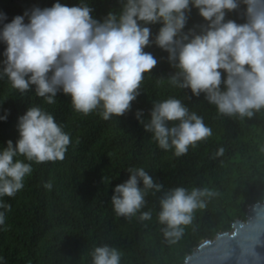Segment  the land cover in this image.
<instances>
[{
    "label": "clouds",
    "instance_id": "9594fccd",
    "mask_svg": "<svg viewBox=\"0 0 264 264\" xmlns=\"http://www.w3.org/2000/svg\"><path fill=\"white\" fill-rule=\"evenodd\" d=\"M192 8L206 24L199 33L190 29L181 35ZM93 11L83 2L67 6L57 0L50 7L33 6L8 23L0 13V42L5 45L0 79L6 77L21 94L34 87L47 104L56 103L62 93L83 115L99 111L104 120L122 116L140 95L144 74L158 63L144 49L153 43L149 25L159 24L154 43L168 52L178 70L169 78L172 86L190 89L195 96L203 93L222 115L252 117L264 109V0H122L119 15L109 12L103 20L94 18ZM229 12H238L244 22L226 19ZM142 115L141 110L135 113L141 123ZM168 122L177 123L170 127ZM16 128L15 144L8 140L0 149V197H14L23 189L33 171L25 160H63L71 144L70 135L39 106L28 107ZM144 130L160 149L174 150L176 156L212 135L202 117L172 97L153 102ZM222 153L221 148L217 154ZM127 171L128 179L113 188L111 197L113 211L126 218L144 207L149 190L162 188L143 167ZM44 187L50 190L52 183ZM214 195L208 188L165 192L157 217L165 226L164 236L178 240L194 211L205 208L203 198ZM0 207L11 210L3 203ZM139 218L150 220L152 213L142 212ZM4 221L0 212V225ZM90 256L92 264L121 260V253L108 245L94 247Z\"/></svg>",
    "mask_w": 264,
    "mask_h": 264
},
{
    "label": "trees",
    "instance_id": "16d2710c",
    "mask_svg": "<svg viewBox=\"0 0 264 264\" xmlns=\"http://www.w3.org/2000/svg\"><path fill=\"white\" fill-rule=\"evenodd\" d=\"M57 0H0V13L8 23L33 6L50 7ZM74 6L81 2L93 8L98 20L109 13L119 15L122 0H58ZM243 8V6H242ZM181 35L201 31L206 22L192 8ZM226 19L244 20L238 12ZM27 22V17L25 18ZM2 27V24H0ZM153 43L144 49L158 61L144 74L139 92L126 114L104 120L99 111L83 115L73 110L70 97L58 93L56 103L47 104L32 90L21 94L6 77L0 79V149L8 140L18 139L17 118L31 106L52 114L70 135L71 144L63 160L31 163L33 171L14 197H0L4 224L0 225V264H92L94 247L108 245L121 253L120 264H182L186 256L217 230H228L247 207L264 198V109L252 117L220 114L205 95L195 96L190 89L169 83L178 70L168 60V52L155 45L159 24L149 25ZM5 45L0 42V61ZM3 65L0 64V70ZM179 99L190 113L203 118L212 135L187 153L176 156L174 150H162L144 130L150 120L153 102ZM141 110L140 118L135 113ZM177 122H168L171 127ZM222 154H217L220 149ZM24 160V157H17ZM130 167H143L160 191L151 189L145 205L135 216H118L111 204L113 188L128 179ZM52 188L46 189V182ZM143 187L142 183L140 185ZM176 187L208 188L216 193L203 198L205 208L193 213L192 222L182 226L183 234L174 243L158 222L159 201ZM151 211L150 220H141Z\"/></svg>",
    "mask_w": 264,
    "mask_h": 264
},
{
    "label": "water",
    "instance_id": "95a60500",
    "mask_svg": "<svg viewBox=\"0 0 264 264\" xmlns=\"http://www.w3.org/2000/svg\"><path fill=\"white\" fill-rule=\"evenodd\" d=\"M182 264H264V198L249 205L230 230L201 241Z\"/></svg>",
    "mask_w": 264,
    "mask_h": 264
},
{
    "label": "rangeland",
    "instance_id": "374dc122",
    "mask_svg": "<svg viewBox=\"0 0 264 264\" xmlns=\"http://www.w3.org/2000/svg\"><path fill=\"white\" fill-rule=\"evenodd\" d=\"M247 209H248V207H247ZM246 211H247V210H246ZM238 219H243V218H238ZM230 229H231V227H230L228 230H230ZM221 231H224V230H223V229L217 230V231L214 233L213 237L215 236L216 233H219V232H221Z\"/></svg>",
    "mask_w": 264,
    "mask_h": 264
}]
</instances>
